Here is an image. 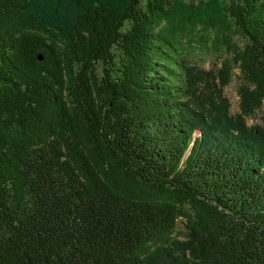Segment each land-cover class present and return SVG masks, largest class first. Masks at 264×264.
I'll return each instance as SVG.
<instances>
[{
	"label": "trees",
	"instance_id": "16d2710c",
	"mask_svg": "<svg viewBox=\"0 0 264 264\" xmlns=\"http://www.w3.org/2000/svg\"><path fill=\"white\" fill-rule=\"evenodd\" d=\"M263 105L264 0H0V264H264Z\"/></svg>",
	"mask_w": 264,
	"mask_h": 264
},
{
	"label": "rangeland",
	"instance_id": "374dc122",
	"mask_svg": "<svg viewBox=\"0 0 264 264\" xmlns=\"http://www.w3.org/2000/svg\"><path fill=\"white\" fill-rule=\"evenodd\" d=\"M187 3L199 4L206 0H183ZM144 3L145 0H142ZM201 33V32H199ZM228 37L231 38V41L240 46L242 40L240 36L234 30H231ZM190 45L184 44L182 54L187 60L194 66L201 68L206 71H216L221 65L228 60H231V54L226 50L225 40L223 37L215 38V35L209 33L207 36L200 34L199 36H194ZM241 85L240 74L235 65L232 67V77L230 84L224 88V96L228 99L230 103V113L232 115L238 113L239 97H238V88ZM264 115V105L256 113L254 118L247 119V125L252 126L260 123L261 116ZM179 229H182V224L179 223Z\"/></svg>",
	"mask_w": 264,
	"mask_h": 264
},
{
	"label": "water",
	"instance_id": "95a60500",
	"mask_svg": "<svg viewBox=\"0 0 264 264\" xmlns=\"http://www.w3.org/2000/svg\"><path fill=\"white\" fill-rule=\"evenodd\" d=\"M40 59V58H39Z\"/></svg>",
	"mask_w": 264,
	"mask_h": 264
}]
</instances>
